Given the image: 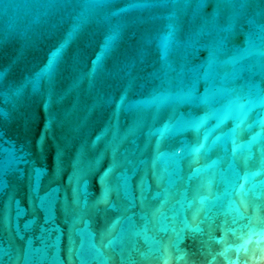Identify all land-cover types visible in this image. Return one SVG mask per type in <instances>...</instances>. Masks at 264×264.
<instances>
[{
  "label": "water",
  "instance_id": "95a60500",
  "mask_svg": "<svg viewBox=\"0 0 264 264\" xmlns=\"http://www.w3.org/2000/svg\"><path fill=\"white\" fill-rule=\"evenodd\" d=\"M0 264H264V0H0Z\"/></svg>",
  "mask_w": 264,
  "mask_h": 264
}]
</instances>
